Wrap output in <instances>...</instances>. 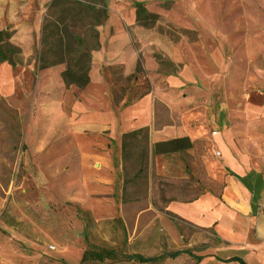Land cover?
Returning <instances> with one entry per match:
<instances>
[{"label": "rangeland", "instance_id": "obj_1", "mask_svg": "<svg viewBox=\"0 0 264 264\" xmlns=\"http://www.w3.org/2000/svg\"><path fill=\"white\" fill-rule=\"evenodd\" d=\"M8 1L0 0V28L7 24L11 26L8 31L12 32L16 23H10L7 17L13 14L22 17L23 9ZM27 1L31 15L41 11L44 15L40 37L32 47L33 54L28 59L22 56L21 64L15 69L13 97L0 94V264H81L89 246L114 249L120 255L155 256L174 250L176 247L171 245L160 219L155 222L154 214L147 213L136 225L134 211L150 206L162 210L163 197L190 201L208 191L220 193L221 186L208 169L216 163L215 153L211 154L205 142L197 141L193 150L153 156L150 140L143 134L137 140L127 141L122 203L127 209L125 222L113 218L111 206L102 208L103 216L95 217L73 201L66 183L67 169L49 167L47 164L52 162H39L27 140L30 124L36 125L34 118L41 113L35 51L41 42L45 21L55 11H50L53 0ZM82 1L93 5V0ZM121 1L134 8L136 2H141L149 12L160 16L156 25L140 31L161 38L160 41L151 39L148 45L149 53L162 63L161 72L177 74L187 65L189 75L197 78L187 92L192 98L186 108L187 128L193 125L199 130L205 124L203 129L215 131L229 112L237 107L243 109L245 100L254 104L264 102V0ZM109 3L110 0L105 1L107 7ZM58 17L56 14L54 19ZM76 34L84 38L85 47H92L91 26L79 24ZM30 42L23 37L19 46ZM169 42L175 45L173 55L179 59L180 66L171 64L170 58L165 57ZM136 45L141 46L138 42ZM34 62L37 68L30 70L28 66ZM111 71L119 92L132 85L121 69ZM49 85L58 89L53 82ZM147 88L145 85L140 92ZM38 123L42 125L35 128L36 136L43 132V125H51L46 118ZM65 142L69 145L70 137ZM155 201L158 206L154 205ZM164 218L183 236L186 245L195 248V244L203 241H216L211 232L169 215ZM105 264L131 263L120 260Z\"/></svg>", "mask_w": 264, "mask_h": 264}, {"label": "crops", "instance_id": "obj_2", "mask_svg": "<svg viewBox=\"0 0 264 264\" xmlns=\"http://www.w3.org/2000/svg\"><path fill=\"white\" fill-rule=\"evenodd\" d=\"M9 1L23 9L22 17L16 14L7 17L10 23H16L12 32H17L11 42L21 45L23 37L29 38L32 42L22 45L23 56L28 59L33 54L34 40L40 37L44 13L31 15L27 0ZM108 11L106 23L98 30L101 46L92 54L90 83L85 89L66 88L61 78L63 66L38 69L41 113L34 118L37 124L29 127L30 150L37 154L39 162H52L47 165L67 169L69 179L65 182L69 183L70 196L82 208L98 217L105 214L102 208L111 206L113 218L125 222L124 136L147 130L151 153L157 142L182 137L203 141L216 156L215 165L208 169L221 186L220 193L208 191L193 201L172 202L164 210L150 206L134 211L136 225L147 213L154 214L155 222L160 219L171 245L176 248L155 256L129 255L160 258L182 252L175 258L151 264H264V102L254 104L245 100L243 109L237 107L229 112L215 131L203 129L205 124L199 130L193 125L187 128L186 108L192 102L187 92L197 78L189 75L187 65L177 74L161 72V61L149 53L148 47L151 39L161 38L140 31L144 26L137 22L136 3L134 8L125 1L110 0ZM2 30H11V26L5 24ZM174 46L170 42L166 44L165 57L170 58L171 64L180 66L179 59L173 55ZM139 64L142 73L132 80L117 102V86L111 70L119 68L127 78L136 74ZM17 67L8 63L0 65V94L13 97ZM28 67L37 68L35 62ZM50 82L58 89L50 88ZM145 85L146 91L140 92ZM44 118L50 119L51 125H43V132L36 136L35 128L42 125L38 121ZM68 137L69 145L65 142ZM167 215L211 232L215 243L203 241L195 244V248L186 245L183 236L164 218Z\"/></svg>", "mask_w": 264, "mask_h": 264}, {"label": "trees", "instance_id": "obj_3", "mask_svg": "<svg viewBox=\"0 0 264 264\" xmlns=\"http://www.w3.org/2000/svg\"><path fill=\"white\" fill-rule=\"evenodd\" d=\"M105 1L106 0H93V5L87 4L82 0L52 1L50 11H55L53 15H49L46 19L42 30L41 42L35 51L34 60L39 70L63 66L64 70L61 73V78L66 88L75 86L79 90H83L89 85L92 54L99 50L101 46L98 28L103 26L108 19V7ZM64 6H66V8H62ZM60 8L62 9L60 10ZM56 14H58L59 17L54 19ZM136 19L140 25L150 27L159 22L160 16L149 12L143 3L136 2ZM79 24L83 26L89 25L94 31V43L92 47H85L86 41L84 38L76 34V28H78ZM13 34V32L8 30L0 31V65L8 63L15 68L21 64L23 49L19 45H15L11 42ZM140 73H142V68L139 64L136 74L126 79L132 81ZM114 80L117 86L116 78ZM115 93L118 102L121 98L120 96L125 94V91L121 93L116 90ZM143 134H146V139L149 140L147 130H140L124 136V156L126 154L127 141L129 139L137 140V138ZM196 144V142L191 141L188 137L157 142L153 145L152 154L153 156H167L184 153L193 150ZM176 201L181 200L175 197H163V199H161V203L163 204L162 210ZM154 205L158 206V201H155ZM180 254H182V252L164 255L160 258H146L142 255H120L114 249H101L89 246L84 251L81 264H105L106 262H116L120 260H134L140 264H151L162 261L168 257L175 258Z\"/></svg>", "mask_w": 264, "mask_h": 264}, {"label": "built area", "instance_id": "obj_4", "mask_svg": "<svg viewBox=\"0 0 264 264\" xmlns=\"http://www.w3.org/2000/svg\"><path fill=\"white\" fill-rule=\"evenodd\" d=\"M216 155H217V156H219V155H220V153H219V152H217V153H216ZM51 249H52V250H54L55 248H54V247H51Z\"/></svg>", "mask_w": 264, "mask_h": 264}]
</instances>
